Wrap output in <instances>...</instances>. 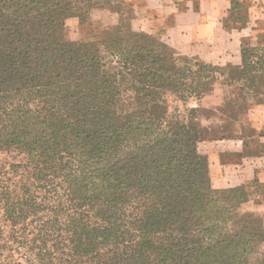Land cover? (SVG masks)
<instances>
[{
	"label": "trees",
	"instance_id": "16d2710c",
	"mask_svg": "<svg viewBox=\"0 0 264 264\" xmlns=\"http://www.w3.org/2000/svg\"><path fill=\"white\" fill-rule=\"evenodd\" d=\"M113 2L0 0V264H264V224L240 212L264 188L205 191L200 148L263 101L264 46L217 66L142 34L65 40ZM216 87L207 129L188 103Z\"/></svg>",
	"mask_w": 264,
	"mask_h": 264
},
{
	"label": "crops",
	"instance_id": "0c3cea01",
	"mask_svg": "<svg viewBox=\"0 0 264 264\" xmlns=\"http://www.w3.org/2000/svg\"><path fill=\"white\" fill-rule=\"evenodd\" d=\"M133 9L134 31L159 37L175 56H188L217 66L241 63V46H264V0H121ZM239 11L242 17L237 18ZM118 13L104 11L92 25ZM111 23V24H113ZM264 82V75H263ZM232 132L215 146L207 143L203 154L208 160L212 189L227 190L253 184L264 188V99L238 115ZM204 144H200V148ZM215 147V148H214ZM264 224V196L251 198L240 207Z\"/></svg>",
	"mask_w": 264,
	"mask_h": 264
},
{
	"label": "rangeland",
	"instance_id": "374dc122",
	"mask_svg": "<svg viewBox=\"0 0 264 264\" xmlns=\"http://www.w3.org/2000/svg\"><path fill=\"white\" fill-rule=\"evenodd\" d=\"M109 11L118 13L120 15V19L117 23H113V19L111 16L105 17L101 19L103 22L109 23V25H102L101 23L95 24L94 26H90L89 23L85 21H81V18L75 16L69 17L65 21V28H64V34H65V40L70 42H79V41H89L92 39H105L108 37L113 36H122L124 39L129 42L130 44L134 43V34L136 35H145L149 37L151 40L155 41L156 45H160V54L164 55L165 53H171L169 48L159 37L152 36L147 33L141 32V31H134L131 26V19L130 15L127 11V6L122 5V3H116L113 2L109 6ZM242 11H239L237 14V18L242 17ZM113 23V24H111ZM164 53V54H163ZM174 53V52H173ZM175 55V54H174ZM177 57V56H176ZM177 58H188L193 59L192 57L183 56V57H177ZM227 94V89H223L220 87H216L213 91V93L210 96H207L205 99H203L201 105H196L194 101H190L188 103L189 107H198L201 111L200 115L201 119L203 120V127L205 128H214V125H220L224 120V115L220 114L216 111L217 108L221 107L222 105V97ZM251 101L249 100V103ZM241 103V101L239 102ZM207 120H205V118ZM230 129H233V126L230 127ZM201 151H205L203 148ZM208 181L204 184L205 191L209 190L210 181L209 179H206ZM257 220V219H256ZM259 220H257L258 222Z\"/></svg>",
	"mask_w": 264,
	"mask_h": 264
}]
</instances>
